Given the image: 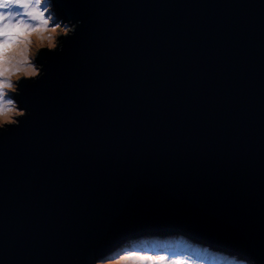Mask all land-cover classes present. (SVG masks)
<instances>
[{
    "label": "water",
    "instance_id": "1",
    "mask_svg": "<svg viewBox=\"0 0 264 264\" xmlns=\"http://www.w3.org/2000/svg\"><path fill=\"white\" fill-rule=\"evenodd\" d=\"M52 6L77 27L0 131V264L175 232L264 264V0Z\"/></svg>",
    "mask_w": 264,
    "mask_h": 264
},
{
    "label": "clouds",
    "instance_id": "2",
    "mask_svg": "<svg viewBox=\"0 0 264 264\" xmlns=\"http://www.w3.org/2000/svg\"><path fill=\"white\" fill-rule=\"evenodd\" d=\"M76 27L71 22L58 20L51 0H0V131L18 126L16 118L25 116L15 100L6 97L17 92L22 79L36 80L44 75H41L43 65L37 66L34 62L38 52L45 48L62 51L58 37H70ZM122 256L108 264H130ZM231 257L239 260L238 264L247 262L235 255Z\"/></svg>",
    "mask_w": 264,
    "mask_h": 264
},
{
    "label": "rangeland",
    "instance_id": "3",
    "mask_svg": "<svg viewBox=\"0 0 264 264\" xmlns=\"http://www.w3.org/2000/svg\"><path fill=\"white\" fill-rule=\"evenodd\" d=\"M52 3V0H51ZM54 26V25H53ZM63 36V35H61ZM60 37V36H59ZM58 37V38H59ZM48 50L47 48H45ZM37 66L38 63L34 61ZM10 95L14 98L15 93H10ZM16 102V101H15ZM184 234L182 233H168L162 236H150V235H143L142 237H136L134 239L127 240L125 244L119 246V248L115 251H113L111 254L103 257L99 260V264H108L109 261H113L115 259H118L122 255L128 254L130 251H137L141 253H148L151 255H165L169 253L170 250H174L177 254V258L182 260L185 264H193V258L183 255V251L186 250L185 248L188 247V241L187 239H183ZM156 240V242L148 241V240ZM162 246V248H158L159 246ZM158 246V247H157ZM187 246V247H185ZM196 246H194L195 248ZM201 247V246H200ZM212 250V249H210ZM181 252V255H180ZM203 252V251H202ZM206 252V251H204ZM205 255L204 259L210 264H238L236 261L229 262L228 260H221L220 258L214 256L213 253H208ZM188 254V253H187ZM191 255H194V253H190ZM172 259V258H170ZM195 259V258H194ZM204 259L199 262H194L195 264H208L207 262H204ZM196 260V259H195ZM237 260V259H236ZM98 264V262L96 263ZM250 264V263H249Z\"/></svg>",
    "mask_w": 264,
    "mask_h": 264
},
{
    "label": "snow or ice",
    "instance_id": "4",
    "mask_svg": "<svg viewBox=\"0 0 264 264\" xmlns=\"http://www.w3.org/2000/svg\"><path fill=\"white\" fill-rule=\"evenodd\" d=\"M4 23H6V21H4ZM12 23L16 24V20H13ZM6 98L14 100L10 93ZM121 258L128 260L130 264H184V262L178 258L169 259L165 255H151L148 253H141L137 251H130L128 254L122 256Z\"/></svg>",
    "mask_w": 264,
    "mask_h": 264
},
{
    "label": "trees",
    "instance_id": "5",
    "mask_svg": "<svg viewBox=\"0 0 264 264\" xmlns=\"http://www.w3.org/2000/svg\"><path fill=\"white\" fill-rule=\"evenodd\" d=\"M16 94H15V97H14V100H15V98H16ZM183 239H186L185 237H183ZM148 241H153V242H156V240L154 239V240H148ZM159 246V245H158ZM157 246V247H158ZM158 248H162V246H159ZM203 251V252H202ZM204 251H206V252H208V253H213L214 254V256L216 255V257H218V258H220L222 261L223 260H228L229 262H232V261H236V262H238L239 260H236L234 257H231L232 255H231V253H229L228 254V252H222V251H219V250H216V251H211V250H209V248L207 247V246H205V247H200V246H196L195 248L193 247V249L191 250V252L192 253H194V255H191L190 253L189 254H187V252L184 250L183 251V255L184 256H188V255H190V257H192L193 258V264H195L194 262H199V261H202L203 259H204V257H205V255L207 254L206 252H204ZM180 255H181V252H180ZM177 256V254L175 253V251L174 250H170L169 251V253L167 254V257L170 259V258H177L176 257ZM196 260H195V259ZM204 262H207V261H205V259H204ZM208 263V262H207ZM249 263H253V264H255L254 262H251V261H249L248 260V262H246V264H249ZM185 264V263H184ZM208 264H210V263H208Z\"/></svg>",
    "mask_w": 264,
    "mask_h": 264
},
{
    "label": "bare ground",
    "instance_id": "6",
    "mask_svg": "<svg viewBox=\"0 0 264 264\" xmlns=\"http://www.w3.org/2000/svg\"><path fill=\"white\" fill-rule=\"evenodd\" d=\"M186 239H187V243H188V247L187 246H185V247H187V248H185L186 250V252L189 254V253H191V250L193 249V247L194 246H201V242H196V241H193V239H191V238H188L186 235H183ZM123 244H125V243H123Z\"/></svg>",
    "mask_w": 264,
    "mask_h": 264
}]
</instances>
